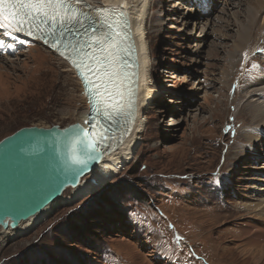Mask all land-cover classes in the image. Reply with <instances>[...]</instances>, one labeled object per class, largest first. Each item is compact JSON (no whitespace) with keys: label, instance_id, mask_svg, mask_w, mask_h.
Wrapping results in <instances>:
<instances>
[{"label":"rangeland","instance_id":"1","mask_svg":"<svg viewBox=\"0 0 264 264\" xmlns=\"http://www.w3.org/2000/svg\"><path fill=\"white\" fill-rule=\"evenodd\" d=\"M140 2L128 0L135 20ZM149 2L157 95L135 156L72 203L67 189L27 234L0 227V264H264L245 250L264 242L246 234L264 220V0ZM22 37L0 29V139L67 126L85 107L65 58Z\"/></svg>","mask_w":264,"mask_h":264},{"label":"snow or ice","instance_id":"2","mask_svg":"<svg viewBox=\"0 0 264 264\" xmlns=\"http://www.w3.org/2000/svg\"><path fill=\"white\" fill-rule=\"evenodd\" d=\"M81 3L84 0H75V5ZM75 5L71 0H0V29L6 30L9 36L16 32L34 36L36 31L41 30V24H50L48 36L54 38L51 47L70 59L84 78L85 84L90 86L89 91L95 97L93 111L99 113L102 109L104 117L112 120L125 107V97H128V106H131L132 93L125 85L131 83L130 76L133 74L126 71L127 62L121 55L125 51L122 48L123 42L127 39V32L122 29L127 28V22L122 19L118 9L98 8L94 9L100 14L98 23L86 25L85 21L91 17ZM84 7L92 6L84 4ZM109 12L115 15H106ZM37 21L40 23H36ZM67 25L74 27H66ZM75 25L79 27L76 28ZM66 33L75 37V40L65 42L63 38ZM41 38L44 43H49V39L43 36ZM62 44L70 52L61 50ZM0 46H3L2 41ZM92 119L95 120V117ZM97 127L93 124L91 130L80 129L71 138L68 163L86 165L87 160L81 155L78 146L95 150L108 132L102 125L99 126L100 131H97ZM10 151L17 158H22L26 148L23 142H18Z\"/></svg>","mask_w":264,"mask_h":264},{"label":"water","instance_id":"3","mask_svg":"<svg viewBox=\"0 0 264 264\" xmlns=\"http://www.w3.org/2000/svg\"><path fill=\"white\" fill-rule=\"evenodd\" d=\"M122 16V14H121ZM123 19V16H122ZM127 32V29H124ZM90 110V120L85 124L74 122L67 126L54 124L49 127L30 125L17 129L0 140V227L17 228L23 221L44 210L61 198L69 188L80 185L83 177L93 171L103 160L107 149L100 142L95 150L78 146L86 165L67 162L71 138L80 129H92L96 124ZM126 119L122 127L126 128ZM23 142L26 153L17 158L11 147ZM39 162V163H37Z\"/></svg>","mask_w":264,"mask_h":264},{"label":"bare ground","instance_id":"4","mask_svg":"<svg viewBox=\"0 0 264 264\" xmlns=\"http://www.w3.org/2000/svg\"><path fill=\"white\" fill-rule=\"evenodd\" d=\"M140 1H141L139 4L140 7L139 10H137V12L140 14L141 18L136 20L134 17H129L127 13L126 8L128 6V0L127 1L103 0L104 6L100 7V8H109L107 6H110V8L118 9L120 14H122L123 16V20L127 22V28H126L127 39L123 42L122 45V48L125 49V51L121 52V55L125 61L128 58L129 61L132 59L135 63L134 70L132 71L130 70L128 63H127L128 67L126 69V71L133 74L130 76L131 83L130 84L126 83L125 85L127 88H130L132 93L131 106L130 107L128 106V97H125L124 100L125 107L118 115L126 119L125 121L126 128L121 132V135L118 137L116 142H114L113 145L107 149V153L105 154L103 160L98 164V166L93 171L89 173L90 175L87 178L83 177L79 186L75 188H71L73 189V194L68 198L69 203H72L75 200L79 199L81 196L96 190L105 182L112 179L122 169V167L128 162H130V160L135 156L136 146L140 141L139 133L143 131L146 124L145 113L148 111L150 107L152 98L154 99L157 95L156 90L149 86L150 84V80L148 78L149 53L147 46L144 44V41L142 40L145 37V33H146V25L144 19L146 13L150 8V2L149 0H140ZM71 3L75 4V0H71ZM84 3L92 7L86 8L81 5L83 3L75 6L100 18V14L94 11V9H98L94 7L95 6L94 4H90L89 2H84ZM110 13L111 12L107 13L106 15L111 16ZM246 29H247L246 27L242 29L243 30L242 34L245 33ZM16 33L20 34L22 32L20 33L16 32ZM242 38L244 37L241 36V39ZM36 40L38 42L39 41L42 42L40 39H36ZM240 41L243 42L242 40ZM45 45L49 46L48 44ZM49 47L52 48L51 46ZM64 60L66 65L70 67L71 71H74L76 73L75 75L79 78V81L81 82V85L83 87L85 107L80 111L77 110V114H78L77 122H81L85 124L90 120V110H91L92 101L89 99V95L87 93V89L83 81L77 74L78 73L77 68L74 66V64H72L71 60L69 59L68 61L66 59ZM105 125L106 126L108 125L109 128H112V125L109 124L108 122H105ZM56 201H54L52 204H50L41 212L32 216L27 221H23L21 224H19L17 228H10L7 230L5 229L4 231L12 239H17L18 237L27 234L32 229H34L39 223H41L43 220L46 219V216L49 214L52 206L56 203ZM256 222L251 224L249 223V225L255 228L257 227ZM262 227H263V231H260L259 233L251 232L249 230V227H247L248 230L246 234L247 235L256 234V237L260 236L264 238V220L262 222ZM250 243H251L250 247H247L245 250L251 252V254L253 255L252 257L254 259L264 257V242L256 246V239H251Z\"/></svg>","mask_w":264,"mask_h":264},{"label":"trees","instance_id":"5","mask_svg":"<svg viewBox=\"0 0 264 264\" xmlns=\"http://www.w3.org/2000/svg\"><path fill=\"white\" fill-rule=\"evenodd\" d=\"M31 109H32V108L28 109V112L33 111V110H31ZM21 127H22V126H20L19 128H21ZM19 128H18V129H19ZM15 131H16V130H15ZM15 131H14V132H15ZM12 133H13V132H12ZM10 134H11V133H10ZM4 137H5V136H4ZM4 137H2V138H4ZM2 138H1V139H2ZM1 139H0V140H1ZM81 213H82V212H80V213L78 214V216H79ZM93 215H95V214L91 212V213H90V216H89V219H91L90 217H93ZM80 219H83V220H82V223H84V221L86 222V220H84L85 217H83V215H81V218H80ZM89 219H88V220H89ZM87 224H88V221H87ZM74 226H75V225H74ZM73 228H74V227H73Z\"/></svg>","mask_w":264,"mask_h":264}]
</instances>
